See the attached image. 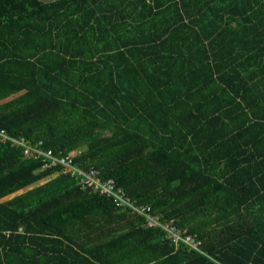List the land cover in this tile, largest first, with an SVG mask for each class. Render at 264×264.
I'll return each mask as SVG.
<instances>
[{"label": "trees", "instance_id": "obj_1", "mask_svg": "<svg viewBox=\"0 0 264 264\" xmlns=\"http://www.w3.org/2000/svg\"><path fill=\"white\" fill-rule=\"evenodd\" d=\"M0 130V264H264V0H0Z\"/></svg>", "mask_w": 264, "mask_h": 264}, {"label": "built area", "instance_id": "obj_2", "mask_svg": "<svg viewBox=\"0 0 264 264\" xmlns=\"http://www.w3.org/2000/svg\"><path fill=\"white\" fill-rule=\"evenodd\" d=\"M0 136L2 139H8V141L11 144L18 145L21 150V154L23 157H30V158H40L42 157V166L43 167H51L56 164H60L62 166H66V169H70V166L68 164V158L65 156H60V157H55L51 153L49 149L43 150L39 148L40 142L36 143H30L26 141L24 138H15V137H8L5 132L0 130ZM76 172V170H75ZM93 173L89 171L88 173H82V177L79 179V182H81L82 187H88L91 191H98L100 193H105V194H114L113 192V183L110 180H107L105 183H101L97 178L93 179L91 176ZM125 203L129 204L131 206L132 211L141 213L142 215H145L147 219V223L152 225L155 223V220H153L148 214L147 210L148 207L146 206H140V207H135L131 205L127 200H124ZM162 227L166 228L169 232L170 239L172 241H177V230H173L171 226L167 225H162ZM182 241H184L187 245H189L192 248H196L198 245V242H194L192 238L189 236H184L182 238Z\"/></svg>", "mask_w": 264, "mask_h": 264}, {"label": "rangeland", "instance_id": "obj_3", "mask_svg": "<svg viewBox=\"0 0 264 264\" xmlns=\"http://www.w3.org/2000/svg\"><path fill=\"white\" fill-rule=\"evenodd\" d=\"M43 1H49V0H43ZM37 183V182H36Z\"/></svg>", "mask_w": 264, "mask_h": 264}]
</instances>
